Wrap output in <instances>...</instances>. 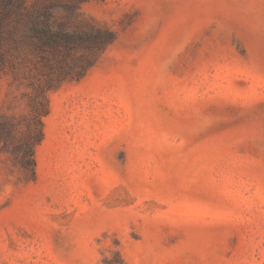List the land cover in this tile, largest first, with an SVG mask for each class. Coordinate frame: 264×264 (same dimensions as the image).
<instances>
[{
	"label": "rangeland",
	"instance_id": "1",
	"mask_svg": "<svg viewBox=\"0 0 264 264\" xmlns=\"http://www.w3.org/2000/svg\"><path fill=\"white\" fill-rule=\"evenodd\" d=\"M82 11L116 40L50 93L36 180L0 150V264H264V0Z\"/></svg>",
	"mask_w": 264,
	"mask_h": 264
},
{
	"label": "trees",
	"instance_id": "2",
	"mask_svg": "<svg viewBox=\"0 0 264 264\" xmlns=\"http://www.w3.org/2000/svg\"><path fill=\"white\" fill-rule=\"evenodd\" d=\"M90 0H0V79L25 88L24 118L0 115V150L22 154L36 180L35 147L44 137L49 95L84 79L116 40L113 30L82 11Z\"/></svg>",
	"mask_w": 264,
	"mask_h": 264
}]
</instances>
